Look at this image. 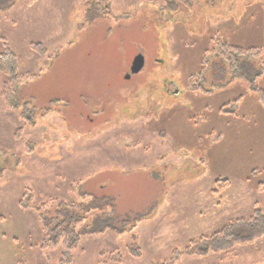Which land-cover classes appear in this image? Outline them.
Here are the masks:
<instances>
[{
  "label": "rangeland",
  "instance_id": "374dc122",
  "mask_svg": "<svg viewBox=\"0 0 264 264\" xmlns=\"http://www.w3.org/2000/svg\"><path fill=\"white\" fill-rule=\"evenodd\" d=\"M85 2L18 0L0 12V53L11 49L18 75L31 76L12 111L0 73V264L61 260L60 247L40 249L35 211L20 208L28 192L36 205L111 200L110 223L97 211L80 230L129 222L82 237L72 264H168L175 252V264H264V236L182 254L264 211V0H111L100 17ZM218 43L261 53L237 68L242 58L205 55ZM138 54L144 67L130 75Z\"/></svg>",
  "mask_w": 264,
  "mask_h": 264
},
{
  "label": "trees",
  "instance_id": "16d2710c",
  "mask_svg": "<svg viewBox=\"0 0 264 264\" xmlns=\"http://www.w3.org/2000/svg\"><path fill=\"white\" fill-rule=\"evenodd\" d=\"M17 1L18 0H0V12L10 10L16 5ZM84 6L90 16L100 17L111 11V0H86ZM32 49L39 52L43 50L41 45H33ZM219 50H222L228 55H234V57L240 58L239 60L242 58L243 61L236 60L234 62L237 68H241L243 63H246L245 60H256L261 53L256 48L243 49L224 43H218L216 49L208 50L205 55L216 54V51L220 52ZM217 54L220 55L221 53ZM204 64H207V62L204 61ZM0 73L8 77V82L3 89V98L6 108L12 111H18L19 106L15 102L16 91L18 86L31 76L18 75V60L15 53L9 48H6L4 52L0 53ZM201 75H205V73H200V76ZM255 75L256 74H254V76ZM255 95L257 102L264 110V88H257L255 90ZM48 110L49 109H45L44 111L47 112ZM29 114L30 110L26 107L21 111L20 116L25 121L26 127H34L35 123L30 119ZM21 130L22 129L18 132H21ZM1 171L0 169V172ZM84 196V199H88L89 201L82 204L65 203L55 200L47 204L36 205L33 204L31 192H28L23 195V199L20 201L21 209H32L37 214L42 230V239L39 245L40 249L52 251L59 247L62 249L59 264L73 263L72 253L77 249L82 237L103 234L106 230L122 233L129 226V222L123 220L121 222L122 228L120 227V229L112 227L109 224L100 228H93L90 226L81 230L78 229L85 221L86 216L93 212H100L101 216L109 221V223L114 215L113 212L111 213L113 209L111 208L110 210V208L108 209L107 207V205H112L111 200L106 198L98 199L89 195ZM104 209H107L108 212ZM263 236L264 211L256 209L247 219H236L210 236H203L197 240L191 241L190 245L182 251V254L188 257H204L209 254H223L230 252L237 245L252 244ZM127 251L132 257L139 258L141 256V251L137 245L128 246ZM180 254L181 253L175 252L168 264H175Z\"/></svg>",
  "mask_w": 264,
  "mask_h": 264
},
{
  "label": "water",
  "instance_id": "95a60500",
  "mask_svg": "<svg viewBox=\"0 0 264 264\" xmlns=\"http://www.w3.org/2000/svg\"><path fill=\"white\" fill-rule=\"evenodd\" d=\"M144 64H145L144 56L142 54L136 55L133 58L131 66H130V75L139 74L142 71ZM130 75L126 77L127 80L130 78Z\"/></svg>",
  "mask_w": 264,
  "mask_h": 264
}]
</instances>
